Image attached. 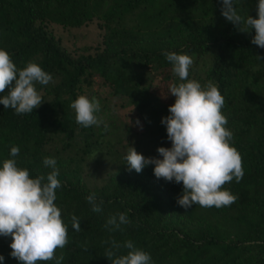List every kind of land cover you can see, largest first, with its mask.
I'll return each instance as SVG.
<instances>
[{"label":"trees","instance_id":"obj_1","mask_svg":"<svg viewBox=\"0 0 264 264\" xmlns=\"http://www.w3.org/2000/svg\"><path fill=\"white\" fill-rule=\"evenodd\" d=\"M257 4L236 0L242 16L255 17ZM221 7L220 0H0V48L19 68L36 61L53 76L48 85H36L44 102L32 113L17 115L0 104V167L12 146L20 148L15 159L31 178L46 177L52 169L43 159L55 158L62 184L55 203L68 227V243L55 251L64 257L61 264H110L104 256L110 239H131L154 264H264V59L258 57L264 49L251 43L255 30L240 31ZM59 31L77 41L90 36L92 44L66 46ZM173 51L192 57L189 79L212 81L225 99L221 111L244 169L239 183L234 178L222 186L238 196L230 206L186 210L177 204L182 182L157 179L154 165L129 171L124 159L125 147L135 143L154 141L150 157L171 147L161 123L166 115L156 109L168 111L169 85L179 82L163 54ZM148 71L154 84L145 80ZM79 95L100 100L97 115L107 132L103 125L76 123L70 104ZM137 118L150 129L141 140L133 127ZM93 192L104 201L101 213L86 200ZM118 212L131 224L109 232L106 220ZM73 214L79 232L71 226ZM11 242L0 236L2 264H20L10 255Z\"/></svg>","mask_w":264,"mask_h":264},{"label":"clouds","instance_id":"obj_2","mask_svg":"<svg viewBox=\"0 0 264 264\" xmlns=\"http://www.w3.org/2000/svg\"><path fill=\"white\" fill-rule=\"evenodd\" d=\"M221 14L240 31L255 35L251 43L264 49V0H258L256 16H242L236 6V0H220ZM172 64V71L178 77V83H171L168 93L175 97V103L169 106V115L162 118L166 126L167 139L171 147H159L158 157H145L130 145L124 157L129 171L137 173L149 165H154V175L167 182L183 184L177 204L189 209L193 205L220 208L230 206L238 196L228 189L226 183L234 178L237 183L244 176L242 157L232 146L233 132L226 127L229 121L222 113L225 99L212 81L201 84L189 79V68L193 63L187 53L164 52ZM260 59L264 57L258 56ZM53 76L42 69L36 61L27 62L19 68L11 59L9 52L0 48V104L11 108L17 115L32 113L44 102L36 85H48ZM70 107L76 113V123L81 127H101L105 132L108 125L102 117L100 100L95 96L79 95ZM137 126L142 125L137 118ZM20 148L12 146L10 157L0 167V236L11 237V257L20 264H37V261L56 259L61 264L64 257L55 256L57 248L68 243V227L62 219L61 209L57 206V190L62 187L58 179L59 169L53 157H45L43 164L52 169L47 176L30 177L27 168L18 166L15 157ZM91 210L103 211V199H97L95 192L86 197ZM131 224L126 212L110 215L104 227L109 232H122V226ZM71 226L81 230L80 219L73 214ZM104 243L110 246L104 256L110 264H154L151 255L137 247L131 240L123 243L110 239ZM126 249V254H118ZM87 250V249H85ZM5 257L0 255V264Z\"/></svg>","mask_w":264,"mask_h":264},{"label":"rangeland","instance_id":"obj_3","mask_svg":"<svg viewBox=\"0 0 264 264\" xmlns=\"http://www.w3.org/2000/svg\"><path fill=\"white\" fill-rule=\"evenodd\" d=\"M59 35H60V37L62 38V40H63V42H64V44L66 45V46H69V47H73L74 46V48H77V47H83V46H85V45H91L92 44V37H90V36H87V37H84V38H81L80 40H76V39H74L72 36H69V34L68 33H64V32H60L59 31ZM71 45H73V46H71ZM147 82H149V80H151V82L154 84L155 82H156V77L153 75V73L152 72H150V71H148V73H147V75H146V79H145ZM168 97H170V94L167 96V97H164L163 98V101L164 102H170L169 101V99H168ZM173 99V101L171 102V104H174L175 103V97L173 96L172 97ZM108 105H109V107L110 108H112V107H114L113 109L114 110H117L118 108H119V106H118V102L117 101H115V100H113V99H109L108 100ZM157 111H162L163 113H164V116L166 115V116H168L170 113L164 108V106H160V107H157V109H156ZM127 114H129V112H126ZM117 122V121H116ZM117 126H119V125H122V126H124V122H121L120 124L117 122V124H116ZM136 124H133V127H134V131L136 132V134H137V140H141V138L143 137V136H141V133H146V134H149V132H150V129H145V127H143L142 126V130H141V127L140 126H135ZM122 130L124 129L123 127L121 128ZM120 131V130H119ZM152 135V134H151ZM132 136V135H131ZM134 139H135V137H134ZM154 141H151V142H148V144L149 145H147V143L144 141L143 143H142V145H141V147H137V144L135 143L134 144V146H136L137 147V151L138 152H140V153H142L145 157H150V149H151V147L150 146H152L154 143H153ZM123 144H126V142L125 143H123ZM125 151L127 152V147H125Z\"/></svg>","mask_w":264,"mask_h":264}]
</instances>
